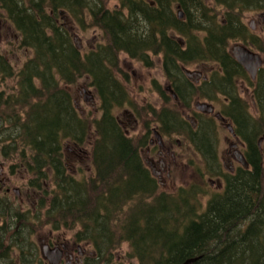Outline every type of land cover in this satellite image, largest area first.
<instances>
[{
    "label": "trees",
    "instance_id": "trees-1",
    "mask_svg": "<svg viewBox=\"0 0 264 264\" xmlns=\"http://www.w3.org/2000/svg\"><path fill=\"white\" fill-rule=\"evenodd\" d=\"M212 2L0 0L1 22L10 23L19 46L32 51L18 72L0 53V82L4 81L0 120L7 125V146L20 152L25 163L19 162L32 173L30 186L44 195L33 216L41 219L46 206L45 181L53 187L45 222L54 223V229L62 227L60 222L80 226L74 238L92 244L100 256L108 253L111 258L117 247L128 243L139 264H183L195 257L193 264H264V148L261 151L257 144L264 121L252 130L239 128L249 146V167L225 174L223 188L205 199V176L216 175L209 163L205 172L198 166L203 186L192 182L171 192L161 189L141 157L147 135L127 133L116 115L119 108L129 106L143 124L149 122L147 117L158 122L161 134L179 130L185 137L195 139L198 134L207 140L199 126L191 129L165 94V108L139 105L120 55L148 68L161 57L166 86L176 93L186 87L198 90L190 86L184 66L210 60L221 70L215 71L214 84L227 93L234 61L226 50L233 28L241 27L242 11L262 9L264 0ZM61 10L81 27L98 29L102 42L88 51L79 49L70 28L60 22ZM256 44L258 50L264 45ZM15 76L16 85H10L7 80ZM83 78L98 97L99 117L83 116L77 107L71 88ZM157 89L165 90L160 84ZM227 104L221 112L233 121V105ZM211 120L203 124L215 131ZM68 144L78 154L86 153L83 146L91 144L89 176L69 171ZM33 227L38 232L42 222Z\"/></svg>",
    "mask_w": 264,
    "mask_h": 264
},
{
    "label": "flooded vegetation",
    "instance_id": "flooded-vegetation-1",
    "mask_svg": "<svg viewBox=\"0 0 264 264\" xmlns=\"http://www.w3.org/2000/svg\"><path fill=\"white\" fill-rule=\"evenodd\" d=\"M249 11H254L252 16L253 19L249 22L250 24L244 21L243 18V15ZM256 15L260 16L261 20L258 18L255 19ZM239 23L241 26L239 29L233 28V49L235 46L241 45L247 50L259 54L263 62L258 68H252V70L249 71L237 61L233 53V79L227 93L221 92L219 86L214 84L216 75L212 73L207 77L204 73H199L198 77L201 75H203V77L200 79L198 78L196 81L185 75V77L191 81L190 86H197L198 90L195 91L186 87L182 89L180 93H176L170 86H166L167 78L165 79L164 86L160 83V85L165 88L164 91H159L157 89V84H159L158 81L152 79V90L153 93L158 95V102L162 104L161 108L166 106L163 105V94H165L167 97H170L172 103H176L181 116L190 124L192 130L196 131L199 126L201 130L204 131L201 134L205 135L207 140L204 138L202 139V136L200 135V137L198 134L195 139L182 137L185 139L183 146L188 140L189 144L194 147V152L200 154L202 156L201 159L205 163L212 161L210 157L218 160L217 138L214 135V130L209 129L206 122L203 124L205 119L213 120L214 115L220 120V124L228 128V131L233 137V141L229 144L230 146L227 154L233 156L234 152L235 157H238L239 154H243L246 157L249 150L248 143L245 141L246 138L241 135L239 128L243 125V128L252 130L261 125L264 121V45H260L259 50L256 47L259 45L256 43L264 44V8L242 11L240 13ZM257 24L259 25L258 28ZM205 64L206 63L201 61L198 65L204 66ZM218 69L220 68L218 67ZM254 71H256L255 76H253ZM2 92L3 89L0 88V94ZM221 97L223 98V103L222 105L220 103L218 106L215 104L214 100ZM143 102L147 104L148 97H143ZM199 103L212 105L213 111L206 112L199 110ZM227 103H232L233 105V121L230 117L225 116L221 112L223 104L228 105ZM149 104H151V108H156L155 104ZM119 110H123L122 116L125 118V120L122 121L118 117L119 123L125 128L127 133H130L132 130L127 124H129L130 127L134 126L139 128L137 132L134 130V134H137L142 127L144 128L147 141L146 144L140 148V153L152 174L153 171L156 173V175L153 176L160 182L163 180L162 175L164 172H166L167 177H169L170 167L167 164V156L169 154L175 155V153H178L180 157H183L185 155L184 148L182 147L179 150H174L172 145L168 146V136H171V134L159 133L160 138L157 137L156 132H158V125L156 122L152 123L149 117H147L149 122L143 124L129 106H123L119 108L118 111ZM218 113L221 114L223 118L218 117ZM200 120H202V122H200ZM0 125H3L1 120ZM230 125L233 126L232 132L229 128ZM4 126L7 127V125ZM147 126H151V128H147ZM171 129L172 127H169L166 130L169 131ZM208 129L209 132H206ZM236 129L239 131V134L236 133ZM178 143L182 145L179 140ZM4 144L3 138L0 137V264H28L30 258H26L24 253H20L17 259H13L10 257L8 250H11L13 247L11 245L13 231L14 228L19 229L18 222L22 223L33 211L37 210L34 200L30 202L32 203L30 207L31 210L27 209V201L33 198V193H37V191L30 186V181L27 183L23 181L21 184L14 182V175H16V173L20 174L19 170L24 171L26 169L23 164L12 163L10 153L6 151V145ZM257 144L262 151L264 148V132L258 137ZM191 145L189 146L191 147ZM144 154L148 159H146ZM235 157L234 159L236 160ZM9 158L11 159L9 160ZM229 161L231 166L224 167L226 170H222L220 166V169H217L215 172L216 175L219 174V177L224 178L223 182L218 184V188H223L225 184V174L233 175L241 166L237 160V166H233V159H229ZM147 163H149L150 166ZM21 177L23 179V176ZM41 232L42 230L38 234L39 238L37 245L33 243L31 246L36 255L34 259L36 264H119L121 262V259L116 261L112 260L108 253L100 256L94 251L93 247L89 249L92 245L89 242H79L75 238H73L72 241H62L61 235L53 231H50L48 235H44L45 237L41 238ZM47 250L48 254L46 253Z\"/></svg>",
    "mask_w": 264,
    "mask_h": 264
},
{
    "label": "rangeland",
    "instance_id": "rangeland-1",
    "mask_svg": "<svg viewBox=\"0 0 264 264\" xmlns=\"http://www.w3.org/2000/svg\"><path fill=\"white\" fill-rule=\"evenodd\" d=\"M205 1L208 5L213 4L212 0H205ZM112 4H115V3L112 2ZM178 11H177V16H178ZM223 11L224 10L220 11V14L217 16V19H219L220 21L222 19L221 13ZM253 12L254 11L246 12L245 15H243L244 21L249 23L250 20L253 19L252 18ZM60 15H61L60 16L61 24L67 25L68 28H70V30L72 31L74 41L75 42L77 41L76 42L77 45L80 46L79 49H82L83 51H88L90 49H94L99 43L102 42L101 32L98 29L92 26H87L85 28L81 27L80 24L78 25L72 19H69L71 18V16L70 15L68 16L65 10H61ZM183 17H185L184 14H183ZM183 17L181 18L179 17V18L182 19ZM256 18L261 20V17L258 15L255 16V19ZM258 26L259 25L257 24V28ZM232 50H233V40L229 42V45L226 50L227 52H230L233 57ZM0 53L9 60L12 67L17 72L32 54V51L29 50L28 48L19 46L18 37L12 25L5 21L1 22V20H0ZM160 58L161 57H156L153 67L148 68L145 65H143L141 61L133 60L127 54L122 53L120 55L122 67H124L130 74V78H131L129 82L130 91L132 95H134V98L139 103V105L141 104L147 105L149 103H152L156 105V108L162 107L161 102H158V98H157L158 95L153 93V90H152V79H156L158 83L159 84L161 83L163 86L165 85L166 76L164 74L162 62ZM203 62L206 63L204 66H199L196 64L191 65V66H184L183 72H184V68H187L191 71H196L200 74L204 73V75L207 77L210 73L214 74L216 70L221 71L220 69H218L215 62H212L210 60L209 61L205 60ZM184 75H186L185 72H184ZM201 77H203V75L199 77L196 76V79L198 80V78L200 79ZM17 79L18 78L15 76V77L9 78L7 81L10 85L14 86L16 85L15 83ZM0 81H1V76H0ZM0 83H1L0 88L3 89L4 81ZM87 85H88V79H84V78L81 79L77 85L71 88L73 97L75 99V102L77 104V107L80 113L83 116L99 117L100 111L98 110V106H99L98 97H96L94 89L92 87H87ZM14 90L15 89H13V92ZM87 94L91 95L94 98V101H91L87 97ZM143 97H148L147 104H144ZM86 99L88 101H85ZM222 99L223 98L221 97V98H218L217 100H214L215 104L219 106L221 103L222 105L223 103ZM201 101H204V100H201ZM163 105H165V103H163ZM130 109L134 112L132 108ZM122 112L123 110H119V111L117 110L116 115L117 117H119V119L123 121L125 120V118H123ZM211 122L215 126L214 127L215 131L213 132L217 138L216 144L218 146L217 147L218 160H216V158L213 159L210 157V160L212 161L207 162L209 163L208 166L210 167V169L215 170V172L217 171V169L218 170L220 169V166L222 170H226L224 167L231 166L229 159L230 160L233 159V166H237L238 162L240 163L239 157H235L234 152H233V156H229L227 154L229 146H230L229 144L230 142L233 141V137L228 131V128L225 125L220 124V120L214 115H213V120H211ZM156 123L158 125V122ZM127 125L129 126V128L132 129L129 134H134V130L137 132L139 129L134 126L130 127L129 124ZM5 128L6 126L0 125V129H2L3 131L2 133H0V137L3 138L5 142L4 144L6 145L5 149L7 152L10 153V156L12 158V163L18 164L19 161H22L23 163H25V161L22 160L23 157H21L19 151L13 152L10 146L9 145L7 146L6 143H8L10 140L6 139L5 137V135H7V131L5 130ZM140 132L144 133V129L139 130L137 134H139ZM158 133L160 132L158 131ZM182 136L185 137L184 135L180 133L179 130L171 132V136H168V146L172 145L174 150H179L183 147L185 155L183 157H180L178 153H175V155L169 154L167 156V159H168L167 164L170 167L169 169L170 176L167 177L166 172H164L162 175L163 182L159 181L160 188L165 191H170V192L175 191L179 186H188L192 182H196L197 184H200L202 186L205 184L203 181V175L198 169V166H200L205 172L206 163L203 162V160L201 159L202 156L200 154H198L197 152H194V147L191 144H189L188 140L186 141L187 143L185 142L186 144L183 146V142L185 141V139ZM178 140L182 145L178 143ZM189 145H191V147ZM74 147L75 146H73L72 144H68L65 147V153L67 156V165L69 167V171L71 172L74 171V173L78 177L82 176L83 174L86 176H89L92 171V163H91L90 158L88 157V152L91 149V144L84 145L83 149L87 150V152L86 153L80 152L81 154H78L77 153L78 151L76 150L77 148L75 147L76 148L75 149ZM234 157L236 158L238 162L234 159ZM11 158H9V160ZM146 159H148V157H146ZM19 171H20V174L16 173V175H14V178H13L14 182L17 184H21L23 181L27 183L33 177L32 173L29 172L27 169L24 171H21V170ZM21 176H23V179ZM205 180L207 182V193H206L207 195L205 194L206 195L205 199H207L213 192H216L221 189V188H218V184L220 182H223L224 178L219 177V174L214 175V176L206 175ZM43 184H44V188L48 191V194L46 195V203H44L47 206V202L49 198L51 197V194L49 193L52 191L53 187L49 185V182L43 181ZM38 192L40 193V195L38 194ZM38 192L33 193L32 195L33 198H30L29 201H27L28 203L27 209L31 210L30 207L32 203L30 202L34 200L36 203L35 205L37 206L38 200L41 197V195L44 196L42 191H38ZM46 206H42L41 208V212H40L41 219L33 216V213H35V211H33L32 214H30L27 219H24L22 223L19 224V229L14 228L13 242L11 244L13 247L11 246L12 247L11 250H8V253L11 258L17 259L20 253L21 254L24 253L26 258H30L28 264H32V263L36 264V261L34 260L36 255H35V252L32 250L31 246L33 243L37 245L38 238H39L38 234L41 230H42L41 232L42 236H40L41 238L48 235L50 231H53L54 233H58L61 235L62 241H72L73 240L74 235L76 232L79 231L80 226H77V225L65 226L63 222H60L62 227L60 229H54V223L45 222L47 220L45 217ZM38 221L42 222V229L39 230L38 232H35L33 225L35 222L38 223ZM43 222L45 223L43 224ZM21 248L23 249V251L21 250ZM90 248H92V245L89 247V249ZM111 258L114 261L121 259V262L119 264H139L138 259L132 256L130 246L128 243H124L120 247H117V249L113 251V256Z\"/></svg>",
    "mask_w": 264,
    "mask_h": 264
},
{
    "label": "water",
    "instance_id": "water-1",
    "mask_svg": "<svg viewBox=\"0 0 264 264\" xmlns=\"http://www.w3.org/2000/svg\"><path fill=\"white\" fill-rule=\"evenodd\" d=\"M178 17H183V12L182 10L178 11ZM77 42V41H76ZM78 48H80V46L78 45ZM232 53H234L237 61L242 64L243 66H245L249 71L252 70V68H258L261 64H262V58L260 57L259 54H256L254 52H251L249 50H247L246 48H244L241 45H237L233 50ZM184 72L186 74L187 77H189L192 80H197L196 76L198 77L199 73L196 71H191L187 68H184ZM256 71L253 72V76H255ZM87 97L91 100L94 101V98L87 94ZM85 101H88L87 99ZM198 109L201 111H207V112H211L213 111V107L210 104L207 103H199L198 104ZM218 117L222 118V116L220 114H217ZM230 131H233V127L230 125L229 126ZM157 133V137L160 138V134L158 132ZM239 161L240 163L245 167L248 168L249 164L248 161L246 160L245 156L243 154H239ZM153 175H156V173L153 171ZM46 253L48 254V250L46 251ZM198 260V257L196 258H190L187 259L183 264H193L194 262H196Z\"/></svg>",
    "mask_w": 264,
    "mask_h": 264
},
{
    "label": "bare ground",
    "instance_id": "bare-ground-1",
    "mask_svg": "<svg viewBox=\"0 0 264 264\" xmlns=\"http://www.w3.org/2000/svg\"><path fill=\"white\" fill-rule=\"evenodd\" d=\"M233 25V24H232Z\"/></svg>",
    "mask_w": 264,
    "mask_h": 264
}]
</instances>
